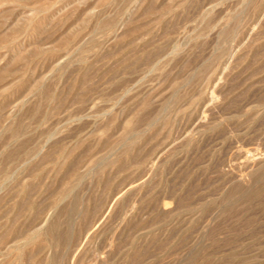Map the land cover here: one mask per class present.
Here are the masks:
<instances>
[{"label":"rangeland","instance_id":"rangeland-1","mask_svg":"<svg viewBox=\"0 0 264 264\" xmlns=\"http://www.w3.org/2000/svg\"><path fill=\"white\" fill-rule=\"evenodd\" d=\"M263 11L0 0V264H264Z\"/></svg>","mask_w":264,"mask_h":264},{"label":"bare ground","instance_id":"bare-ground-1","mask_svg":"<svg viewBox=\"0 0 264 264\" xmlns=\"http://www.w3.org/2000/svg\"><path fill=\"white\" fill-rule=\"evenodd\" d=\"M242 2V1H241ZM249 6V5H248ZM205 7V6H204ZM243 7V6H242ZM218 8H220V7H218ZM196 9H198V8H196ZM203 9V8H202ZM216 10V9H215ZM262 12V11H261ZM259 13V12H258ZM263 13H264V11H263ZM260 14V13H259ZM219 15V14H218ZM258 16H260V15H258ZM263 16H264V14H263ZM261 17V16H260ZM259 18V17H258ZM261 18H263V17H261ZM209 19V18H208ZM263 20V19H262ZM245 21V20H244ZM261 22V21H260ZM215 24V23H214ZM233 24V23H232ZM256 24V23H255ZM209 25V24H208ZM103 26V25H102ZM230 29V28H229ZM248 29V28H247ZM236 30V29H235ZM245 31V30H244ZM233 33V32H232ZM253 34V33H252ZM71 49V48H70ZM69 51V50H68ZM64 56V55H63ZM58 61V60H57ZM209 95V94H208ZM209 98H210V95L208 96ZM212 100V99H211ZM14 104V103H13ZM12 104V105H13ZM211 105V104H210ZM209 105V106H210ZM7 112V111H6ZM203 116V115H202ZM207 117V116H206ZM204 118V117H203ZM197 127V126H196ZM246 149V148H245ZM237 152V151H236ZM247 154V153H246ZM246 156V155H245ZM89 161V160H88ZM229 161V160H228ZM255 164V163H254ZM250 166V165H249ZM87 216V215H86ZM45 218V217H44ZM43 218V219H44ZM42 219V220H43ZM97 224V223H96ZM98 225V224H97ZM96 226V225H95ZM84 227V226H83ZM36 228V227H35ZM92 228V227H91ZM140 229V228H139ZM90 231V230H89ZM89 231H86V232H89ZM141 231V230H140ZM87 234V233H86ZM21 236H23V235H21ZM86 237V236H85ZM44 238V237H43ZM13 239V238H12ZM6 248V247H5ZM252 258V257H251ZM200 259H202V258H200ZM238 263V262H237ZM241 263V262H240ZM262 264V263H261Z\"/></svg>","mask_w":264,"mask_h":264}]
</instances>
